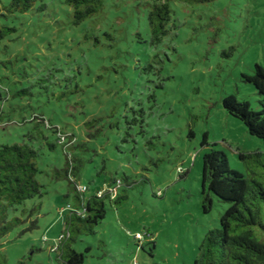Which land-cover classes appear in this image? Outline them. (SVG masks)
Segmentation results:
<instances>
[{
	"label": "rangeland",
	"instance_id": "obj_1",
	"mask_svg": "<svg viewBox=\"0 0 264 264\" xmlns=\"http://www.w3.org/2000/svg\"><path fill=\"white\" fill-rule=\"evenodd\" d=\"M44 2L42 10L35 5L0 18L14 28L1 54L0 144L21 142L32 116L43 115L88 141L76 153V181L89 187L85 195L123 178L125 202L107 204L95 233L72 246L90 247L84 264H194L205 233L219 227L227 207L213 197L208 213L201 208L202 157L209 150L201 146L203 133L242 174L249 171L239 151L264 153L262 141L222 105L235 93L261 108L264 97L242 75L255 64L264 67V0L176 2L178 26L158 46L149 44L146 9L134 0H107L79 25L63 0ZM22 89L28 92L11 96ZM139 109L143 133L126 123ZM93 117L101 118L100 133L86 139L84 122ZM44 132L55 143L52 130ZM39 153L45 194L14 211L21 222L0 238L7 264H57L48 249L63 230L72 194L67 180L51 177L64 165L62 147L43 145Z\"/></svg>",
	"mask_w": 264,
	"mask_h": 264
},
{
	"label": "trees",
	"instance_id": "obj_2",
	"mask_svg": "<svg viewBox=\"0 0 264 264\" xmlns=\"http://www.w3.org/2000/svg\"><path fill=\"white\" fill-rule=\"evenodd\" d=\"M134 1L137 6L146 9L149 44L158 46L178 26L174 9L176 2L197 5L215 0ZM106 2L107 0H63V3L72 10L73 25H79L102 12ZM35 5L40 10L46 7L44 0H0V18L5 16L4 14L27 13ZM13 32L14 28L2 26L0 22V63L3 41ZM137 36L138 40H141L139 33ZM242 79L264 97V67L255 64L253 73L243 74ZM27 92L26 89H22L10 94L12 97H19ZM222 105L231 116L244 124L250 135L260 139L264 145V100L261 101V108L254 110L248 101L238 99L233 93L223 98ZM135 111L133 110V113ZM137 112L140 115L133 116L126 123L139 124L140 133H143L142 109ZM32 119L35 120L34 125L22 136L21 142L0 144V238L21 222L18 217L12 216L14 211L21 208L27 200L40 198L45 194L44 185L37 179L42 172L38 167L39 149L43 145L54 149L58 144L62 147L65 162L62 168L54 167L50 170L51 177L55 180L68 181V193L72 194V200L67 205L68 213L64 218L63 230L48 250L54 255L57 264H84L90 247L78 252L72 246L79 241L81 235L95 233V227L106 216L107 204L116 207L125 202L127 195L119 193L123 190V178L104 182L100 188L85 195L89 187L79 185L76 181L79 167L77 163L80 162L76 153L86 150L88 141H78L74 133L52 124L43 115H33ZM100 122L101 118L95 117L84 122L88 130L84 135L86 139L96 137L100 133L98 127ZM45 129L52 130L55 143L49 140ZM190 136H193L192 131ZM201 146L209 149L202 157L200 191L202 211L208 213L211 210L213 197L227 204V207L220 216L219 227L205 233L194 264H264V153L239 151L238 157L246 163L249 171L248 174H242L230 167L227 155L214 148V144L208 141L206 132L202 135ZM177 172L188 173L182 168H178ZM80 187H84L85 190L81 191ZM33 226L34 222L31 228ZM148 245L150 249H154L153 242H149ZM28 258L32 256L29 255ZM0 264H7L6 258L2 255ZM16 264L24 262L20 260Z\"/></svg>",
	"mask_w": 264,
	"mask_h": 264
},
{
	"label": "built area",
	"instance_id": "obj_3",
	"mask_svg": "<svg viewBox=\"0 0 264 264\" xmlns=\"http://www.w3.org/2000/svg\"><path fill=\"white\" fill-rule=\"evenodd\" d=\"M80 190H81V191H84V190H85V188H84V187H80Z\"/></svg>",
	"mask_w": 264,
	"mask_h": 264
}]
</instances>
